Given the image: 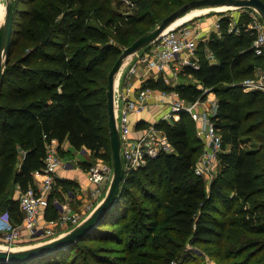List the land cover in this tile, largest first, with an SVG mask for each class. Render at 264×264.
Wrapping results in <instances>:
<instances>
[{"label":"trees","instance_id":"16d2710c","mask_svg":"<svg viewBox=\"0 0 264 264\" xmlns=\"http://www.w3.org/2000/svg\"><path fill=\"white\" fill-rule=\"evenodd\" d=\"M128 1H11L12 43L0 89V214L7 213L11 224L23 218L14 190L35 186L33 174L44 166L50 139L111 161L107 85L124 50L118 45L126 48L148 33L127 45L137 25L153 27L191 0ZM248 18L242 15L230 29L231 16H222L219 33L199 41L196 66L181 71L192 80L174 88L189 102L205 90L217 99L213 120L226 151L209 186L194 171L203 147L191 137L194 121L187 113L173 123L161 120L156 126L172 151L128 172L115 202L90 231L51 253L0 264H186L201 256L191 248L218 264H264V93L240 85L256 78L264 54L252 47L256 32L247 30ZM142 87L170 90L162 79H148ZM147 124L140 120L136 126ZM253 139L258 145L247 147ZM56 183L45 219L59 213L54 195L77 186L70 179ZM144 231L149 240L140 243ZM74 249L79 256H71Z\"/></svg>","mask_w":264,"mask_h":264},{"label":"built area","instance_id":"2783aa9c","mask_svg":"<svg viewBox=\"0 0 264 264\" xmlns=\"http://www.w3.org/2000/svg\"><path fill=\"white\" fill-rule=\"evenodd\" d=\"M249 9L247 30L253 29L256 32L252 47L256 54H264V21L256 10ZM222 16L224 15L218 17L215 22V32L219 33V20ZM236 25L237 22L231 18L230 29ZM198 40V34L186 25L166 30L151 44V49L138 56L136 62L126 71L125 78L129 80L127 84H132L131 77H137L139 81L137 70L141 67L143 69L141 79L156 78L155 73H158L168 82L173 74V72L170 73L173 66L175 67L174 74L179 71L177 66L180 69L186 65L196 66ZM208 57L212 59V54L208 53ZM142 82L141 80V84ZM240 85L244 91L260 90L264 93V74L260 78L245 79ZM115 92H117L116 89L114 91V112L120 136L121 159L126 174L144 167L148 159L155 158L160 153H170L172 149L167 136L162 129L156 126V123L161 120L173 123L180 119L182 113H187L195 123L199 124L197 136L203 144L201 155L194 169L195 174L202 176L205 182L211 183L214 172L219 167V155L226 151L222 136L213 120L218 107L216 98L208 95L206 101L198 98L189 102L182 98L175 89L157 91L143 87L137 89L132 97H127L119 91L117 94ZM151 97L158 99L157 103L165 105L166 109L156 121L148 123L143 128H134L130 124L131 114L148 111L151 107L149 102ZM205 103L207 106L203 108L202 105ZM137 132L138 134L134 135ZM60 149H62V143L60 144L57 139L52 138L46 142L44 166L36 171L42 176L41 182L21 191L18 198L23 213L21 223L11 224L7 213L0 214V228L3 230L1 234L3 241L0 248L17 249L20 247L21 240L26 237L40 240L50 239L62 233L63 230L69 231L83 221L82 213L73 212L67 208H62L56 218L45 219V224L39 221L40 215L43 216L44 210L49 205L57 180L63 179L57 176V169L63 165ZM112 176V167L102 159L91 163L86 168L90 199L88 203L90 201L92 203V200L99 197L104 186L109 185ZM53 202L58 205L59 200L55 197Z\"/></svg>","mask_w":264,"mask_h":264},{"label":"water","instance_id":"95a60500","mask_svg":"<svg viewBox=\"0 0 264 264\" xmlns=\"http://www.w3.org/2000/svg\"><path fill=\"white\" fill-rule=\"evenodd\" d=\"M228 6L232 8H251L258 12L264 21V1L263 0H191L179 9L173 11L150 32L138 37L132 44L124 48L108 75L107 85V108L109 133L112 151L113 176L107 187L103 198L96 207L83 219L77 226L65 233L57 234L55 237L45 240H39L35 243L25 245L19 249L0 248V262L24 261L51 253L61 249L82 238L98 222L106 209H108L116 200L121 184L126 177L120 152V136L117 128L114 112V91L116 77L121 69L124 60L152 44L166 30L171 29V25L189 10L200 7H219ZM13 4L6 0L5 13L3 21L0 24V89L2 86L5 65L8 62L9 50L12 43L13 33Z\"/></svg>","mask_w":264,"mask_h":264},{"label":"rangeland","instance_id":"374dc122","mask_svg":"<svg viewBox=\"0 0 264 264\" xmlns=\"http://www.w3.org/2000/svg\"><path fill=\"white\" fill-rule=\"evenodd\" d=\"M9 1L11 2V1H13V0H9ZM120 1L123 2V5H127V4L129 3L128 0H120ZM5 6H6V0H0V13H2V14H0V24H1L2 21H3V16H4V13H5ZM1 7H2V8H1ZM204 8H209L208 11H207L206 13H203V14H201V15L195 16V17H193L192 19H190V20H188L187 22H185V23L182 24V25H184V26H185V25H186V26H189V27L193 30L194 33H197V34H198V37H199L198 43H199V41H202V42L206 41V39L209 38L210 34H211L213 31H215V29H216V28H215V22H216L217 18L220 17L221 15L228 14L229 16H231L232 20H234L235 22H238L239 19H240V17H241L242 15H248L249 12H250V9H249V8H246V9H245V8H239V9H238V8H231V9H228V10H225L224 12H222V11H217V10L215 11L213 8L210 9V7H200V9H204ZM196 9H199V8H196ZM161 18H162V17H161ZM161 18H160V20H159V21H158L153 27H150V28H146V26L143 25V24H139V25H137L136 28L138 29L139 32H138L135 36H133L134 38H132L131 41H130L127 45H129V44H130L134 39H136L138 36H140V35L146 33L147 31L149 32V31H151L153 28H155V27L159 24V22L161 21ZM182 25H179V26H177V27H178V28H179V27H182ZM118 46H119V48H120L121 51L125 48V46H123V45H118ZM151 46H152V45L150 44L149 46L142 48L141 50L137 51L136 53L132 54L131 56L127 57V58L124 60L122 66H121V69H120V71H119L120 75H121V73H122V81H121V84H120V88H118V87L115 88L116 91H117V92H115L116 94L118 93V91L121 92V90L124 88V86H126V87L129 86V85L127 84V82H129V80H127V78H125V73H126V71L132 66V64H134V63L136 62L138 56L143 55V53L149 51V50L151 49ZM26 50H27V49H26ZM26 50H25V51H26ZM17 54H18V51L15 52V53L13 54L12 59H14V58L16 57ZM196 56L198 57L197 54H196ZM197 59H198V58H197ZM124 64H125V65H124ZM177 67H178V69H179V71H178L177 74H174V73H175V67H174V66L172 67V71H170V73L173 72V74H172L171 78H169L168 82L165 81V80L162 78V76L158 75V73H157V74L155 73V77H156V78H148V79H154V80L162 79V81L170 87V90H167V91H171V90H173L177 85L192 80V77H191L190 75L187 76V75L181 73V71H182L183 68L180 69L179 66H177ZM256 71H257L256 78H257V77L260 78V76L264 74V67L257 68ZM119 73H118L117 77L119 76ZM136 78H137V77H131V82L134 81V80H136ZM139 79H141V78H139ZM148 79H147V80H148ZM141 80H142L143 82H142V84H140L141 82H139L140 86L138 87V89L142 88L144 82L146 81V80H143V79H141ZM115 87H116V86H115ZM126 87H125V88H126ZM155 90L160 91V90H164V89L157 88V89H155ZM134 93H136V91H135ZM208 95H209L208 91H207V92H204V94H203V96H202V98H203L204 101H206V98H207ZM203 106H204V107H203ZM206 106H207V103H205L204 105H202L203 108H206ZM159 116H160V115H159ZM106 127H107V130H108V133H109V124H108V121L106 122ZM198 128H199V124L194 122L193 129H192V131H191V137H192V138H193V134L197 136ZM197 137H198V136H197ZM254 144L258 145V143L253 139L252 142L247 143L246 146H247V147H251V146L253 147ZM111 152H112V151H111ZM76 154H77V153H76ZM110 155H111V154H110ZM78 156H79L80 159L82 158V159H81L82 161L87 160V159H90V161H91L90 163H95V162H97V161H100V159L93 158V157L91 156V154H89V155H85V154L79 153ZM111 157H112V156H111ZM103 161H104V160H103ZM104 162H106L108 165H110V166L112 167V158H111V161H110V162H107V161H104ZM112 169H113V167H112ZM259 172H260V171H259ZM218 173H219V167L216 168V170H215V172H214V177H215L216 175H218ZM214 177H213V178H214ZM213 178H212V179H213ZM87 182H88V181H87ZM206 185L209 186V182L206 181ZM106 186H107V185H106ZM107 187H108V186H107ZM107 187L104 186V189H103V190L101 191V193L98 195L99 197H98L97 199H95V200H92V201H93V203H92V204H93V208H92V209H89V211L87 212V214L90 213V212L96 207V205L98 204V202L103 198V196H104L105 193H106ZM74 191H75V190H73V191H71V190H70V191H67V194H72ZM87 196H88V198H89V195H87ZM57 197H58V199H59V196H58V195H57ZM100 198H101V199H100ZM59 200H60V199H59ZM89 200H90V199H89ZM92 204H91L89 207H91ZM82 215H84L83 218H85L86 213L83 212ZM56 235H57V234H56ZM251 237H255V236L252 235ZM139 238H140V243L149 240L148 237H147V233H146L145 231L142 232V234L139 235ZM41 239H43V238H41ZM24 240H25V239H24ZM24 240H21L22 243H21V242H20V243L23 244V243H24ZM2 241H3V239H2V235L0 234V244L2 243ZM88 245H91L92 247H93V246H94V247H97V246L100 245V243H93V244H92V243H89ZM144 249H146V248H144ZM251 249H252V248H251ZM191 250L194 251V252H196V253H199V255H201V256H200V259H198L196 262L191 261V260H188V261L186 262V264H218L216 261H214V259H213L211 256H209V255L206 254V253H203V251H201V250H197V249H195V248H191ZM249 251H250V250H249ZM75 253H76V254L78 253L77 256L80 255V252H79V251L76 252L75 249H74V250L72 251L71 256H72V257L75 256ZM112 254H113V255H117L116 252H112ZM77 256H76V257H77ZM78 260L80 261L81 258L79 257ZM171 264H178V263L175 262V263H171Z\"/></svg>","mask_w":264,"mask_h":264},{"label":"crops","instance_id":"0c3cea01","mask_svg":"<svg viewBox=\"0 0 264 264\" xmlns=\"http://www.w3.org/2000/svg\"><path fill=\"white\" fill-rule=\"evenodd\" d=\"M2 14V13H0ZM137 75L139 76V78L141 77L142 73H143V69L142 67L139 68L137 70ZM153 75V74H151ZM139 81L134 80L132 82L131 85H129L128 87L124 86V88L121 90V94H124L127 97H132L134 92L138 89V87L140 86L139 82H141V79H139ZM122 81V73L119 76L116 77V82H115V88H120V84ZM126 87V88H125ZM157 100L155 97H151L149 99V102L151 104V107L148 111L145 112H141V113H132L130 116V124L136 128L137 123L140 120H144L147 123H151L154 122L158 119L159 115L166 109V107H164L165 105L162 104H158ZM138 129V127H137ZM138 134L135 133L134 135ZM77 153V154H76ZM82 153L85 155H89L90 151H88L87 149H81V150H77L75 148H73L67 140L63 141L62 143V151H61V156L63 159V165L62 167L57 169V176L58 178H63L60 180H64V179H70L73 182H75V184H77V186L75 187V191L72 194H67L66 191H62V193L54 195L53 199L58 195V197H56L59 200L58 205L55 204L56 209L58 210V212L62 209V208H67L70 209L73 212H80L86 213V216L89 214H87V212L89 211V209L93 208V202L91 203V201L88 203L89 198H88V190H89V183L87 182V178H86V168L82 167V163L83 162H91L90 159L84 160L82 161L78 154ZM33 178H34V184L38 185L41 182V174L34 172L33 174ZM58 184L56 183L55 186H57ZM55 190V189H54ZM58 190L60 191V187L58 186ZM21 193V190L19 188V186H16L15 190H14V199H18L19 195ZM88 203V205H87ZM91 207H88L89 205H91ZM40 223L45 224V218L40 215L39 218ZM25 232L27 233V230H25ZM67 232V230H63L62 233ZM3 233L2 228H0V234ZM25 239V240H24ZM24 243L19 244L20 247H18L17 249L24 247L25 245L28 244H32L30 241L32 239H30L29 237L24 238ZM35 243V242H33Z\"/></svg>","mask_w":264,"mask_h":264},{"label":"bare ground","instance_id":"6f19581e","mask_svg":"<svg viewBox=\"0 0 264 264\" xmlns=\"http://www.w3.org/2000/svg\"><path fill=\"white\" fill-rule=\"evenodd\" d=\"M2 8V7H1ZM232 7L228 6H219V7H214L213 9L216 11H225L228 9H231ZM209 8H204V9H192L189 10L187 13L182 15L180 18H178L170 27H177L179 25H182L183 23L187 22L188 20L192 19L195 16L201 15L203 13H206ZM211 9V8H210ZM125 65V64H124Z\"/></svg>","mask_w":264,"mask_h":264}]
</instances>
